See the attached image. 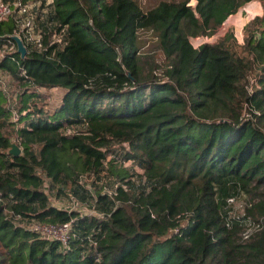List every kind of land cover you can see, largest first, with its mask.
Segmentation results:
<instances>
[{"label": "trees", "instance_id": "trees-1", "mask_svg": "<svg viewBox=\"0 0 264 264\" xmlns=\"http://www.w3.org/2000/svg\"><path fill=\"white\" fill-rule=\"evenodd\" d=\"M40 1V46L23 39L26 58L16 16L0 21V72L62 95L48 114L22 93L13 122L0 88V264H264V229L241 238L245 220L264 214V14L242 45L232 32L192 44L264 0H162L147 11L138 0ZM147 32L154 50L143 53ZM233 192L262 200L231 220ZM54 193L91 212L54 206ZM35 224H68L67 243Z\"/></svg>", "mask_w": 264, "mask_h": 264}, {"label": "rangeland", "instance_id": "rangeland-1", "mask_svg": "<svg viewBox=\"0 0 264 264\" xmlns=\"http://www.w3.org/2000/svg\"><path fill=\"white\" fill-rule=\"evenodd\" d=\"M1 1L2 0H0V2ZM50 1L52 0H49V2ZM138 1L140 2L142 8L145 11H147L158 5L162 0H138ZM10 3H13V1H10ZM190 5L195 6L196 0H192ZM26 6L28 8V13L24 15L20 14L18 10H16L17 9L16 6H11L12 11L15 10L17 11L16 19L20 20V24L18 26L17 32L18 33L26 32L27 23L30 21L32 24V28L34 29V36L38 38L37 34H38V29H41L40 23L42 21V16L45 15L48 11L47 5L45 8H43V3L40 0H31L28 4H26ZM263 14H264V3L260 1H253L247 4L242 9H240V11L236 15L229 17L228 20L225 22V24L221 28H219L217 33L212 38H207V37L195 38L192 39V44L194 45L195 48H199L201 45L206 43L213 44L216 43L220 38H222L226 33L232 32L238 44L242 45L245 37L244 36L245 26L254 18L258 16H262ZM141 38L144 44H146L141 50L143 53L154 50L153 35L150 32L142 33ZM20 39L23 41L22 37ZM14 50L15 48L13 45H10L7 49V51L10 53H13ZM149 56H155V59L158 62V64H164L162 55L158 51L150 54ZM160 73L161 72H159L158 74ZM0 88L8 98V102L6 103V108L12 107L13 104H17L18 99L20 98V96H22V93L24 92H28L29 94L34 95L32 98L28 100V102H26V105L31 111L35 113L38 112L39 110H44L48 114H52L60 105V101L62 97L61 91L58 89L46 90L42 88L34 89V88L21 86L19 82L14 80L10 75H8L5 72H0ZM20 125L23 126L24 124L22 123ZM5 130L7 133L14 136L13 133L14 126L10 127L7 124L3 132H5ZM12 142L17 144L14 138L12 139ZM136 170L138 169L136 168ZM234 194H236L234 196L237 197L234 198L236 200V204L234 205V207H232V210L236 214V216H242L241 214L244 213V209H245V214L247 215L246 212L247 208L251 207L253 204L259 203L262 200L261 197L259 198L254 195H248L241 192ZM259 194H264V189H261ZM70 201L71 200L68 197H66V195L58 198L55 196V193L54 195H52L51 198V203L58 208H70L74 210H79L83 213L91 212L85 209L82 210L79 205H77L75 202L71 203ZM263 217L264 214H260L258 211H255L254 214L250 215V218H252L253 220H260Z\"/></svg>", "mask_w": 264, "mask_h": 264}, {"label": "built area", "instance_id": "built-area-1", "mask_svg": "<svg viewBox=\"0 0 264 264\" xmlns=\"http://www.w3.org/2000/svg\"><path fill=\"white\" fill-rule=\"evenodd\" d=\"M11 6H16L18 10V12L20 14H26L28 13V8L27 6H24L21 1H19L18 3L11 5L8 3H3L0 2V21L2 20H6L8 17L13 16V15H17V11H12L11 10ZM17 17V16H16ZM15 17V18H16ZM18 25L20 24V20L17 21ZM18 37H22L27 43H32L35 45L40 46V42H39V37L36 38L34 36V29L32 28V24L29 21L27 23V29L26 32H17L15 34ZM36 39H35V38ZM17 104H13V108L10 107V109L12 110V120L13 122H17L19 120V116L17 114V111L15 109V106ZM236 204V200L234 198L229 199L228 201V205L230 207V211H229V218L231 220L234 219H238L240 217H246L245 214V209H244V213L241 214L242 216H236V214L233 212L232 207H234V205ZM229 226V224H228ZM32 229L38 233H40L43 237L49 239V240H56V241H60L64 244L67 243L68 240V235L70 233V226L67 225H62V226H51V225H42V224H35L32 226ZM264 229V217L261 218L260 220H253L252 218L248 217L245 220V226L243 229V232L241 233V238L243 242H246L248 240L251 239V237L254 236V234H258L260 233L262 230Z\"/></svg>", "mask_w": 264, "mask_h": 264}, {"label": "water", "instance_id": "water-1", "mask_svg": "<svg viewBox=\"0 0 264 264\" xmlns=\"http://www.w3.org/2000/svg\"><path fill=\"white\" fill-rule=\"evenodd\" d=\"M12 40L16 43L18 48L17 52L20 54L21 58L22 59L26 58L28 52L23 41L17 36H13ZM21 153H22L21 149L17 146V144L13 143L12 149L9 151V154L14 157H19Z\"/></svg>", "mask_w": 264, "mask_h": 264}]
</instances>
